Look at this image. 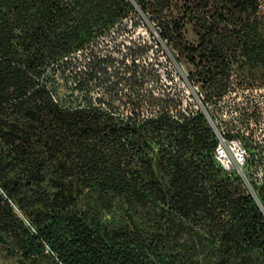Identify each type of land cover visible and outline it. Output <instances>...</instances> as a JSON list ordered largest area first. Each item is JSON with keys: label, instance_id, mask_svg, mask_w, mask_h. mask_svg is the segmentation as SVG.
Returning <instances> with one entry per match:
<instances>
[{"label": "trees", "instance_id": "trees-1", "mask_svg": "<svg viewBox=\"0 0 264 264\" xmlns=\"http://www.w3.org/2000/svg\"><path fill=\"white\" fill-rule=\"evenodd\" d=\"M143 3L177 55L217 69L205 98L264 187V0H189L178 20ZM166 66L124 0H0V176L30 193L25 230L49 264H203L192 246L203 216L220 230L210 250L221 264H251L264 245L261 213L214 157L192 172L163 166L168 186L157 179L151 144L200 132L215 147L184 96L163 90Z\"/></svg>", "mask_w": 264, "mask_h": 264}, {"label": "rangeland", "instance_id": "rangeland-1", "mask_svg": "<svg viewBox=\"0 0 264 264\" xmlns=\"http://www.w3.org/2000/svg\"><path fill=\"white\" fill-rule=\"evenodd\" d=\"M124 1L130 13L139 19L141 32L154 42L167 63L166 72L163 74L167 87L164 86L163 90L176 95H183L182 105L190 113L200 117L201 121L211 129L215 142L213 150L207 149L202 143L204 142V134L201 136L200 132L191 135L176 132L167 138L166 144L171 142L165 149L159 145L151 144L149 153L153 157L157 179L168 186L170 180L167 172L163 170V166L169 170L174 165L176 168L182 167L186 171L192 172L201 160L204 163L210 162L214 157L216 147L221 144L227 154L226 162L230 165L229 169H224V171L231 173L232 177H236L241 192L250 198L251 205L261 213V224L256 223L254 225L256 230L260 231V238L264 239V193H262L264 187L249 176L250 169L247 165L245 148L240 140L229 137L219 128V123L212 114L211 104L205 98V93L211 86V78L217 75V69L208 66L202 68L203 64H200L198 58L194 60V63L182 59L171 45L160 37L159 26L151 18V13L145 8L143 0ZM150 2L154 5L163 4L162 14L168 20H178L183 17L184 9L187 7L185 4L189 3V0H150ZM183 36L188 45H197L198 39L193 24L187 18L184 19ZM191 123H195V121ZM1 149L2 144L0 143ZM236 149L243 153L242 161H236L234 154ZM2 161L3 158L0 157V167ZM215 162L218 164L216 159ZM3 176H0V179L11 193L12 199H8L9 204L0 199V264H49L50 261L45 256L46 251L32 241L25 230V226L30 228V220L33 221L32 202L28 198L30 193L25 190L21 191V189H11L12 186L6 181V179L15 181V176L11 172H4ZM197 178V188L207 193L208 197H213L216 189L213 184L203 180L201 176ZM45 182L48 181L45 180ZM229 218L228 215L224 218V220H228L226 225L231 221ZM194 229L196 233L192 234V246L200 244L199 248H203L202 255L198 254L203 257V264H221L217 253L210 250L219 235L218 226L203 216L199 220L198 226L194 225ZM249 261L251 264H264V245L253 253ZM235 264H240L238 258Z\"/></svg>", "mask_w": 264, "mask_h": 264}, {"label": "built area", "instance_id": "built-area-1", "mask_svg": "<svg viewBox=\"0 0 264 264\" xmlns=\"http://www.w3.org/2000/svg\"><path fill=\"white\" fill-rule=\"evenodd\" d=\"M235 154V159L236 161H242L243 160V153L238 151L237 149L234 152ZM214 157L216 159V161L218 162L219 166H221L224 169H229L230 165L228 162H226V158H227V154L225 151V148L222 147V145H218L216 147L215 153H214ZM0 192H3L0 189ZM31 231L35 232V229L30 225Z\"/></svg>", "mask_w": 264, "mask_h": 264}]
</instances>
